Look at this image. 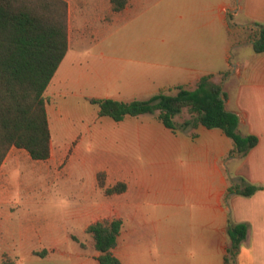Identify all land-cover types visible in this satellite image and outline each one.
Masks as SVG:
<instances>
[{
	"label": "crops",
	"instance_id": "crops-1",
	"mask_svg": "<svg viewBox=\"0 0 264 264\" xmlns=\"http://www.w3.org/2000/svg\"><path fill=\"white\" fill-rule=\"evenodd\" d=\"M81 4L75 16L76 39L72 40L70 30L69 51L45 94L52 136L46 161L53 158L54 150L60 159L72 153L65 168L70 179L73 157L92 156L95 174L107 166L94 155L110 146L101 142L106 137H117L123 154L142 158L130 178L127 170L133 165L127 158L120 165L127 189L119 194L118 219L123 224L113 252L122 264H226L228 231L235 224L249 226L236 264H264V53L254 51V40L240 42L245 28L264 26V0H128L120 12L113 10L111 0H81ZM119 24L122 32L114 38L111 32ZM244 47L252 49L236 53ZM231 68L223 84L224 104L238 115L240 133L259 139L244 158L229 156L233 141L220 129L200 126L175 133L158 122L155 129L131 125L110 130L113 123L134 124L149 114L120 122L100 117L99 125L93 119L78 130L60 129L69 114L86 118L72 107L74 103H91L88 100L93 98L144 101L164 90L194 89L210 74L219 83L218 77ZM15 149L0 168V183L5 181L6 167L19 162ZM244 182L261 190L250 196L229 192L231 186L243 187ZM5 206L0 184V244L6 242L3 234L17 231L16 217ZM96 210L89 204L74 211L73 225L86 232L96 222L91 221ZM19 228L26 232L22 224ZM50 232L47 229L41 247L49 253L38 264L48 260L100 264L97 252L86 253L78 242L83 252L71 247L67 234L50 241ZM12 259L10 264H25L20 257ZM0 264H5L3 257Z\"/></svg>",
	"mask_w": 264,
	"mask_h": 264
},
{
	"label": "trees",
	"instance_id": "trees-1",
	"mask_svg": "<svg viewBox=\"0 0 264 264\" xmlns=\"http://www.w3.org/2000/svg\"><path fill=\"white\" fill-rule=\"evenodd\" d=\"M111 3L113 10L120 12L128 0H111ZM244 32L248 33L247 41L254 40V51L264 53V26L261 29L249 26ZM68 51L69 5L66 0H0V168L13 147L27 151L35 161L50 159L52 136L45 94ZM231 73L232 69L220 76L228 78ZM176 89L175 94L160 92L144 101L96 98L88 101L99 107L100 117L116 122L126 117L156 114L159 121L175 133L200 126L220 129L233 141L229 156L238 154L244 158L257 146V136L240 133V119L226 109L227 94L214 75L202 77L194 89ZM185 111L189 117L179 122L177 118ZM126 189L124 183H119L106 192L120 194ZM259 190L261 187L247 182L243 187L229 188V192L238 191L244 196ZM122 224L120 219L102 220L87 228L95 250L100 253V264H122L113 252ZM248 233V224L229 228L231 244L226 264H236Z\"/></svg>",
	"mask_w": 264,
	"mask_h": 264
},
{
	"label": "rangeland",
	"instance_id": "rangeland-1",
	"mask_svg": "<svg viewBox=\"0 0 264 264\" xmlns=\"http://www.w3.org/2000/svg\"><path fill=\"white\" fill-rule=\"evenodd\" d=\"M66 1L68 2L71 14L69 31L71 30L72 40H75L77 36L75 25V16H77L78 11L77 5L79 2L80 6L82 4L81 0ZM86 32L88 31L86 30ZM121 32L122 27L119 24L114 26L111 33H113L114 38H118ZM247 36L248 33L243 32L240 41L248 42ZM251 49L250 47H244L236 53H247ZM80 50L86 51V49ZM71 55L72 53L69 54V56ZM226 79L219 76L218 82L223 85ZM230 86L231 83L227 85V90L230 89ZM162 92L175 94L177 89H169ZM69 99L75 100L71 96ZM72 107L82 110L86 118L77 119L75 115L69 114V117L62 122L61 130L65 131L69 128L78 130L93 119L96 120L98 125L100 124L101 119L97 105L83 102L81 105L74 103ZM188 117L189 114L185 111L177 120L182 122ZM158 122L160 121L155 114L137 119L134 124L119 125L113 123L110 130L128 128L131 125H143L144 129L148 127L155 129V125ZM105 127L107 128V126ZM101 142L105 144L110 143V146L104 147L106 149L105 152L94 153V155L100 162L102 160L105 161L104 163L107 164L106 169L97 170L94 174L96 169L93 171L94 168L90 165V162H93L91 160L92 156L90 158L81 157L80 159L73 157V165L68 172L70 179L66 175L65 168L69 163V156L72 153H69L66 159H60L58 152L54 150L53 158L50 161L40 163L33 160L30 155H27L25 150L15 149L18 154L19 164L7 166L5 181L0 183L5 193V203L7 205L5 208L14 213L16 217L15 222L17 223L16 233L3 234L4 241L6 240V242L5 244H0V259L3 257L5 264H10L9 260H13L12 257L24 259L25 264H31V260L33 259L34 263L32 264H38L37 260H41L42 255H48L49 253L48 250L41 249L42 245L46 243L42 240L47 229L52 230L48 234L50 241L61 240L67 234L68 241L72 244L71 247H76L80 252H83L79 247L80 244L86 253L97 252L94 248L92 236L84 232L81 226L73 225L71 213L78 209H83L89 204H94L97 210L95 217L91 221L118 219L119 194L110 195L106 190L122 183V174L125 171V169L120 168V165L123 163L122 161L127 158L129 164L133 165V168L127 170V176L130 178L135 175L137 171L134 167L135 163L141 158L140 156L137 158L136 153L123 154L120 151V142L117 137H106ZM84 155L87 156V154ZM146 155L147 153L143 154L144 160ZM103 205H106L108 211L106 209L103 210ZM21 224L24 226L23 230L26 232L21 231L19 228ZM66 229H69L70 232L67 233ZM58 236L60 237L58 238ZM74 238H77V240ZM33 251L36 255L32 253ZM97 254L100 255L99 252ZM41 264H53V261L48 260Z\"/></svg>",
	"mask_w": 264,
	"mask_h": 264
},
{
	"label": "water",
	"instance_id": "water-1",
	"mask_svg": "<svg viewBox=\"0 0 264 264\" xmlns=\"http://www.w3.org/2000/svg\"><path fill=\"white\" fill-rule=\"evenodd\" d=\"M254 42V41H253Z\"/></svg>",
	"mask_w": 264,
	"mask_h": 264
}]
</instances>
